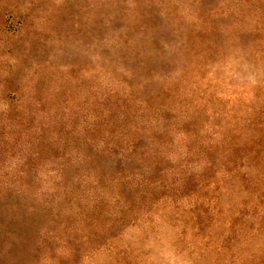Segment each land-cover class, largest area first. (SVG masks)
<instances>
[{
    "label": "rangeland",
    "instance_id": "1",
    "mask_svg": "<svg viewBox=\"0 0 264 264\" xmlns=\"http://www.w3.org/2000/svg\"><path fill=\"white\" fill-rule=\"evenodd\" d=\"M0 264H264V0H0Z\"/></svg>",
    "mask_w": 264,
    "mask_h": 264
}]
</instances>
